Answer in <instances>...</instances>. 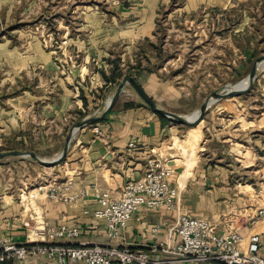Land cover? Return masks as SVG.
<instances>
[{
    "label": "rangeland",
    "instance_id": "1",
    "mask_svg": "<svg viewBox=\"0 0 264 264\" xmlns=\"http://www.w3.org/2000/svg\"><path fill=\"white\" fill-rule=\"evenodd\" d=\"M186 3L159 5L152 30L138 39L130 32L145 24L147 0H0L6 193L65 184L88 159V143L108 138L104 125L120 108L136 102L155 114L131 80L156 108L183 120L205 105L195 126L166 122L192 140L194 158L264 198V0L195 12Z\"/></svg>",
    "mask_w": 264,
    "mask_h": 264
},
{
    "label": "crops",
    "instance_id": "2",
    "mask_svg": "<svg viewBox=\"0 0 264 264\" xmlns=\"http://www.w3.org/2000/svg\"><path fill=\"white\" fill-rule=\"evenodd\" d=\"M147 1H150V10L143 8L145 24L140 25L137 31L130 32L134 38L139 39L152 30L155 9L159 5H167L171 0ZM227 2L228 0H187L183 9L195 12L201 5L226 6ZM133 103L135 104L125 110L120 108L119 112L108 118L104 125L107 139L94 138L88 143V159L84 160L78 167L80 170L68 180L71 181L68 194L75 197L73 202L55 203L38 195L35 200L22 203L20 199L25 196L21 193L25 190L20 185L6 193L9 188L0 184V225L3 234L14 243L23 244L29 233L35 232L42 225L75 227L80 230V235L74 239L59 240L60 244L106 245L146 252L156 250L155 253L164 261L163 264H219L197 263L165 252L175 248L179 242L175 226L181 215L208 221L218 234L232 226L238 229L243 245L247 244L253 233L259 234L264 242V220H257L252 224L247 219L258 207L264 208L261 194L247 184L230 183L231 172L228 173L226 169L202 163L198 156L194 158V146L190 147L192 140H183L176 127L161 121L157 114L138 106V103ZM131 142L135 147L128 150ZM234 152L238 153L239 150L234 148ZM152 153L159 158L160 154L165 157L171 168L169 182L177 189L174 208L170 211L140 208L127 226L120 230L117 238H108L105 220L93 217V212L100 207L94 193L107 191L112 197H118L128 182L142 177L146 159ZM183 154L187 155L185 163ZM262 253L264 255V250ZM5 264L56 262L43 257H29L21 262L8 261Z\"/></svg>",
    "mask_w": 264,
    "mask_h": 264
},
{
    "label": "built area",
    "instance_id": "3",
    "mask_svg": "<svg viewBox=\"0 0 264 264\" xmlns=\"http://www.w3.org/2000/svg\"><path fill=\"white\" fill-rule=\"evenodd\" d=\"M134 147L133 142L128 144V150ZM171 173L167 162L151 156L146 159L142 177L128 182L118 197H112L107 191L94 193L100 207L93 212V217L105 220L108 238H117L120 230L127 226L140 208L153 211H170L174 208L177 189L169 182ZM70 187L71 181L38 186L32 191L22 192L25 197L20 202L29 203L42 195L51 202L70 203L75 198L68 194ZM247 219L252 224L264 220V208L258 207ZM175 232L179 239L177 246L165 251L173 257L197 263L264 264V242L257 233L251 234L247 244L243 245L238 229L228 226L224 233L218 234L208 221L189 215H181L177 219ZM79 235L80 230L75 227L42 225L35 230L33 239L27 237L25 243L17 244L3 234L0 225V264L21 262L29 257H43L54 260L56 264L164 263L155 253L156 250L146 252L106 245L72 246L59 243V240L74 239Z\"/></svg>",
    "mask_w": 264,
    "mask_h": 264
},
{
    "label": "water",
    "instance_id": "4",
    "mask_svg": "<svg viewBox=\"0 0 264 264\" xmlns=\"http://www.w3.org/2000/svg\"><path fill=\"white\" fill-rule=\"evenodd\" d=\"M264 62V59L262 60L261 63ZM260 63V64H261ZM258 67L259 66H256L255 69L252 71L251 73V85L253 84V80L255 79V76H256V72L258 71ZM131 85L133 86V88L135 89V91L137 92V94L142 98V100L147 104V106L151 109V111H153L155 114L165 118V119H170L172 121H176L180 124H185V125H196L198 122H200V120L203 118L204 116V113H205V105L203 106L200 114H197L195 120L193 121H190V120H183L182 118H180L179 116L177 115H174V114H171V113H167V112H164L158 108H156L145 96L144 94L141 92V90L139 89V87L135 84L134 81H131L129 80ZM122 86L119 88L121 89ZM119 93V92H118ZM89 121H93V120H89ZM87 121V122H89ZM3 156L1 155L0 158H2ZM34 160L36 161H39L38 159H36L34 156H33ZM42 163V162H41Z\"/></svg>",
    "mask_w": 264,
    "mask_h": 264
},
{
    "label": "bare ground",
    "instance_id": "5",
    "mask_svg": "<svg viewBox=\"0 0 264 264\" xmlns=\"http://www.w3.org/2000/svg\"><path fill=\"white\" fill-rule=\"evenodd\" d=\"M247 84V83H246ZM246 86V85H245ZM196 116H197V112L193 115V117L191 118V121H193L195 118H196ZM29 237L30 238H34V232H30L29 233Z\"/></svg>",
    "mask_w": 264,
    "mask_h": 264
},
{
    "label": "trees",
    "instance_id": "6",
    "mask_svg": "<svg viewBox=\"0 0 264 264\" xmlns=\"http://www.w3.org/2000/svg\"><path fill=\"white\" fill-rule=\"evenodd\" d=\"M130 106H132V105H130ZM130 106H127V107H130ZM158 118H159L161 121L166 122V119L163 118V117H161V116H159V115H158Z\"/></svg>",
    "mask_w": 264,
    "mask_h": 264
}]
</instances>
